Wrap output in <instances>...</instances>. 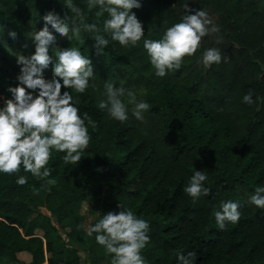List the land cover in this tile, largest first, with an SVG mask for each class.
Here are the masks:
<instances>
[{
  "label": "trees",
  "instance_id": "1",
  "mask_svg": "<svg viewBox=\"0 0 264 264\" xmlns=\"http://www.w3.org/2000/svg\"><path fill=\"white\" fill-rule=\"evenodd\" d=\"M75 2L89 22L96 20L84 0ZM185 2L141 0L133 11L143 38L159 39L185 14ZM188 3L203 8L219 31L164 77L155 75L143 38L133 47L110 42L98 53L86 33L79 41L53 33L58 47H78L92 60L89 87L74 94L91 121L90 141L75 164L52 151V184L42 186L22 169L24 186L15 183L16 174H0V264H110L85 225L118 212L120 204L149 222L150 241L141 250L146 264H176L179 250L194 251L195 264H264V209L248 202L264 184V0ZM48 11L70 15L61 0H0V104L18 83L15 54L34 52L29 35L44 26ZM208 47L218 48L222 60L205 68L200 55ZM108 79L149 103L142 121L131 112L127 121H115L97 107ZM249 90L251 105L242 102ZM196 169L206 173L210 191L194 201L183 187ZM226 199L239 202L240 218L221 230L213 211ZM82 205L88 223L78 215L66 224L69 209Z\"/></svg>",
  "mask_w": 264,
  "mask_h": 264
},
{
  "label": "clouds",
  "instance_id": "2",
  "mask_svg": "<svg viewBox=\"0 0 264 264\" xmlns=\"http://www.w3.org/2000/svg\"><path fill=\"white\" fill-rule=\"evenodd\" d=\"M61 2L70 15L61 18L54 11L43 15L44 26L29 35L34 52L15 54L18 83L8 87L11 96L0 104V174H16L18 186L27 183L26 176L19 174L21 169L42 181V186L54 183L47 167L52 151L63 153L64 164H75L90 141L91 121L87 112L81 114L79 97L74 94H82L89 87L95 74L92 60L78 47H58L53 33L78 41L81 33H86L98 53H104L110 42L122 47L136 46L145 33L133 11L141 7V0H84L89 10H95L96 20L92 22L75 0ZM183 7L185 14L168 26L159 39L143 38V49L158 77L179 69L183 58L197 51L203 37L219 31L203 8L191 9L188 0ZM9 36L14 38L16 32L10 31ZM221 60L216 47L205 48L200 55L205 68ZM50 65L53 75L46 79L44 72ZM99 95L97 107L115 121H127L129 112L142 121L150 108L132 88L117 85L111 79L104 81ZM242 102L249 105L255 102L252 90L242 96ZM206 180V173L196 169L183 191L195 201L209 193ZM248 202L264 209V184L253 189ZM118 207V212L107 211L95 223L86 225L87 234L95 233L96 243L111 257L110 264H146L141 250L150 241L149 222L121 204ZM239 208L238 201H221L213 211L218 229H225L226 223L238 222ZM196 259L194 251L176 252V264H195Z\"/></svg>",
  "mask_w": 264,
  "mask_h": 264
},
{
  "label": "rangeland",
  "instance_id": "3",
  "mask_svg": "<svg viewBox=\"0 0 264 264\" xmlns=\"http://www.w3.org/2000/svg\"><path fill=\"white\" fill-rule=\"evenodd\" d=\"M69 210H70L69 212H70V216H71V217H70L68 220L65 221L66 224H69V222L73 221V220L75 219V217L78 216V215H81V216H85V215H86V212H84V211L86 210L85 205H82V206H80V207L71 208V209H69ZM100 218H101V217H100ZM88 220H89V218H88V216L86 215V218H85V224L88 223ZM83 221H84V220H83ZM86 225H88V224H86ZM86 225H85V226H86ZM66 228L69 229L70 226L67 225ZM51 238H52V237H51ZM80 253H81L82 257H83V253H82V252H80ZM21 258H22L23 260L26 259L25 256H21ZM27 259H28V257H27Z\"/></svg>",
  "mask_w": 264,
  "mask_h": 264
},
{
  "label": "crops",
  "instance_id": "4",
  "mask_svg": "<svg viewBox=\"0 0 264 264\" xmlns=\"http://www.w3.org/2000/svg\"><path fill=\"white\" fill-rule=\"evenodd\" d=\"M45 264H48V263H45Z\"/></svg>",
  "mask_w": 264,
  "mask_h": 264
}]
</instances>
